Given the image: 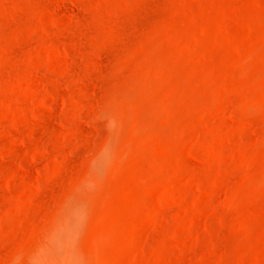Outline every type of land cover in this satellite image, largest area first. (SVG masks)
I'll list each match as a JSON object with an SVG mask.
<instances>
[{"label":"rangeland","instance_id":"obj_1","mask_svg":"<svg viewBox=\"0 0 264 264\" xmlns=\"http://www.w3.org/2000/svg\"><path fill=\"white\" fill-rule=\"evenodd\" d=\"M264 264V0H0V264Z\"/></svg>","mask_w":264,"mask_h":264},{"label":"clouds","instance_id":"obj_2","mask_svg":"<svg viewBox=\"0 0 264 264\" xmlns=\"http://www.w3.org/2000/svg\"><path fill=\"white\" fill-rule=\"evenodd\" d=\"M12 264H23V261L19 257H14L13 261H12Z\"/></svg>","mask_w":264,"mask_h":264}]
</instances>
